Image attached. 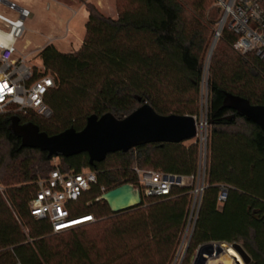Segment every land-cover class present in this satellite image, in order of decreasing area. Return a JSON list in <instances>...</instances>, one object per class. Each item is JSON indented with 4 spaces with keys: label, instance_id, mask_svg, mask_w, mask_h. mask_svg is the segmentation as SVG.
I'll return each instance as SVG.
<instances>
[{
    "label": "trees",
    "instance_id": "trees-1",
    "mask_svg": "<svg viewBox=\"0 0 264 264\" xmlns=\"http://www.w3.org/2000/svg\"><path fill=\"white\" fill-rule=\"evenodd\" d=\"M116 17L83 3L84 36L72 52L52 44L38 54L54 87L45 97L52 116L0 114V264H171L187 225L189 188L167 198H144L114 213L95 201L100 186L136 185L133 168L180 176L196 175L197 142L148 144L88 163L86 154L57 157L63 171H98V183L67 205L71 217L93 216L86 227L51 234L34 219L29 201L38 180L53 170L45 152L22 146L10 130L34 125L47 136L80 131L88 117L106 113L122 119L143 104L160 115L197 116L203 66L221 10L215 0H114ZM236 36L226 26L207 69L210 127L205 189L181 264H191L200 245L238 244L249 264H264V134L258 126L223 107L226 94L264 103V60L236 53ZM227 187L222 206L220 186ZM85 225V224H84ZM224 245V244H223ZM227 246V245H226ZM229 250L232 249L227 246Z\"/></svg>",
    "mask_w": 264,
    "mask_h": 264
},
{
    "label": "built area",
    "instance_id": "built-area-1",
    "mask_svg": "<svg viewBox=\"0 0 264 264\" xmlns=\"http://www.w3.org/2000/svg\"><path fill=\"white\" fill-rule=\"evenodd\" d=\"M0 4L18 15L15 19L0 15V37L7 40L6 44H0V114H32L48 120L52 111L45 104L44 97L54 87V78L46 72L40 60V64L30 65V54H20L17 49V42L23 35L24 21L31 17V13L14 2L0 0ZM214 5L221 10L222 28L226 26L236 36L233 50L242 56L252 55L264 60V0H215ZM40 51L36 52L39 54ZM203 126L207 127V122L199 120L195 139L199 146L200 161L196 175L180 176L133 168L137 184H128L140 196L156 199L169 197L174 188H189L191 204L185 232L189 229L192 231L205 189L202 155L205 156L206 152V135L203 136ZM53 167L46 178L36 183V193L28 204L30 215L36 220L47 221L53 235L94 222L93 216L71 217L67 205L97 185L98 171L83 169L74 172L63 171L59 165ZM99 191L96 202L101 201L102 195L109 189L100 186ZM226 196L227 187L221 185L217 197L218 206H222ZM85 218L89 220L78 224ZM218 243L229 246L237 255L229 264H245L233 244Z\"/></svg>",
    "mask_w": 264,
    "mask_h": 264
},
{
    "label": "water",
    "instance_id": "water-1",
    "mask_svg": "<svg viewBox=\"0 0 264 264\" xmlns=\"http://www.w3.org/2000/svg\"><path fill=\"white\" fill-rule=\"evenodd\" d=\"M221 29L222 19L207 55L208 63ZM223 107L252 122L264 134V103L255 106L246 99L226 94ZM198 123L199 120L197 121L195 116L160 115L145 103L122 119H117L110 113L100 117L92 115L87 118L82 130L67 129L54 136L39 132L31 124L19 125L16 118H11L9 128L20 138L22 146L45 152L48 159L86 154L88 163L92 165L103 162L108 154L126 153L139 146L178 144L193 140L197 135ZM101 201H104L112 212L117 213L138 206L141 203V196L132 186L124 184L104 193ZM233 248L244 263L249 264L250 257L242 247L233 244ZM223 251L218 242L200 245L191 264H206L209 259L218 257Z\"/></svg>",
    "mask_w": 264,
    "mask_h": 264
},
{
    "label": "rangeland",
    "instance_id": "rangeland-1",
    "mask_svg": "<svg viewBox=\"0 0 264 264\" xmlns=\"http://www.w3.org/2000/svg\"><path fill=\"white\" fill-rule=\"evenodd\" d=\"M9 2H14L17 6L25 8L32 14L31 17L25 19L24 21V31L22 37L17 42V49L20 54L26 55L30 54V65H36L39 63L38 52L40 49L36 50V47H44L48 44H52L60 52H72L77 49L82 40V35H84V24H83V14L79 13L76 15V10L84 9L83 3L90 2L94 4L93 0H7ZM102 11L110 16H114L115 3L114 0H101ZM0 15L15 19L18 15L6 8L5 5L0 4ZM221 15L219 18V22ZM219 22L214 27V37L219 27ZM1 28V23H0ZM222 30V29H221ZM221 31L219 32V36ZM217 37V40L219 38ZM216 40V41H217ZM30 42V43H27ZM54 42V43H53ZM216 45V44H215ZM215 47V46H214ZM36 57H34V56ZM209 63L207 58L204 62V72H203V83L201 85V96L199 100V110L198 115L195 116L197 121L207 122L206 111H207V69ZM203 136L206 135V152L205 156L202 155V163L205 164V168L208 160V141L210 136V127H202ZM196 142V139L184 142V145L188 146L191 143ZM61 160L59 158H53L51 160V165H61ZM89 216V215H87ZM91 223L85 224L81 227L89 226ZM191 229L183 233L181 237L180 244L177 248L175 256L171 264H181L184 253L186 251V244L189 241ZM186 235V236H185ZM184 244L182 245L183 238ZM217 258V257H216ZM209 259L207 264H222L218 263L215 259Z\"/></svg>",
    "mask_w": 264,
    "mask_h": 264
},
{
    "label": "bare ground",
    "instance_id": "bare-ground-1",
    "mask_svg": "<svg viewBox=\"0 0 264 264\" xmlns=\"http://www.w3.org/2000/svg\"><path fill=\"white\" fill-rule=\"evenodd\" d=\"M7 40L6 38L0 37V44H6ZM87 220H81L78 222V224H82L86 222ZM221 247L224 249V251L215 259L218 263L222 264H229L232 258L237 257L235 252L232 250H229V248L226 245H221ZM209 261V260H208Z\"/></svg>",
    "mask_w": 264,
    "mask_h": 264
},
{
    "label": "crops",
    "instance_id": "crops-1",
    "mask_svg": "<svg viewBox=\"0 0 264 264\" xmlns=\"http://www.w3.org/2000/svg\"><path fill=\"white\" fill-rule=\"evenodd\" d=\"M93 1H94V5H95V6H96V7H97V8H98L103 14H105V15L111 17V18H115V17H116L115 7H114V10H112V11L114 12V13H113L114 16H110V15H108V14H106L105 12L102 11V9H101V8H102L101 0H93ZM104 1H106V0H104ZM75 13H76V15L79 14V13H80V14H81V13L83 14V21H82V22H83V24L85 25V23H86V21H87V13H86V11H85L84 9H78V10H76ZM31 16H32V14H31ZM83 36H84V35H82V39H83ZM27 43H30V42H27ZM53 43H54V42H53ZM81 43H82V40L80 41V44H81ZM79 46H80V45H79ZM42 48H43V47H39V46L36 47V49H40V50H41ZM75 50H76V49H75ZM75 50H74V51H75Z\"/></svg>",
    "mask_w": 264,
    "mask_h": 264
}]
</instances>
